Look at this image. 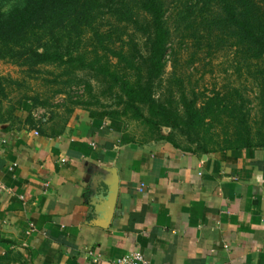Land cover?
Returning a JSON list of instances; mask_svg holds the SVG:
<instances>
[{
	"label": "crops",
	"instance_id": "obj_1",
	"mask_svg": "<svg viewBox=\"0 0 264 264\" xmlns=\"http://www.w3.org/2000/svg\"><path fill=\"white\" fill-rule=\"evenodd\" d=\"M0 182L1 264L135 250L151 264H264V145L138 141L84 106L52 131L21 112L0 123Z\"/></svg>",
	"mask_w": 264,
	"mask_h": 264
},
{
	"label": "rangeland",
	"instance_id": "obj_2",
	"mask_svg": "<svg viewBox=\"0 0 264 264\" xmlns=\"http://www.w3.org/2000/svg\"><path fill=\"white\" fill-rule=\"evenodd\" d=\"M14 1L0 0L4 8ZM217 1L165 0L170 37L158 92L174 104L183 94L196 96L199 106L204 101L213 103V113L200 107L191 128L152 126L118 103L120 83L133 78L119 52L130 59L132 44L136 41L142 47L143 37L132 24L106 13L98 14L92 26L80 28L81 35L74 37L77 52L87 60L100 61L93 68L82 67L79 61L34 65L24 57H0V123L13 122L24 112L39 128L44 125L53 131L64 123L72 108L84 106L119 119L126 134L138 141L168 136L183 148L200 151L264 144V60L246 63L236 47L229 43L221 47L208 34L202 36L214 22L216 11L221 10ZM107 67L116 73L115 78L103 74ZM220 102L221 108L217 106ZM227 102H233L232 110L222 108ZM180 112L184 115L181 107ZM225 115L234 124L227 133L215 127Z\"/></svg>",
	"mask_w": 264,
	"mask_h": 264
},
{
	"label": "trees",
	"instance_id": "obj_3",
	"mask_svg": "<svg viewBox=\"0 0 264 264\" xmlns=\"http://www.w3.org/2000/svg\"><path fill=\"white\" fill-rule=\"evenodd\" d=\"M216 3L221 10L216 11L214 22L202 36L208 34L221 47L227 43L236 47L246 63L264 60V0H220ZM11 5L4 8L0 2V57H24L34 65L79 61L82 67L93 68L100 61L87 60L77 52L74 37L81 35L80 28L92 26L98 14L106 13L117 21L132 24L143 37L142 47L136 41L132 44L130 59L119 52L126 70L133 76V80L127 78L120 83L119 104H124L134 117L157 127L191 128L193 115L201 108L214 112L212 101H204L199 106L196 96L183 94L178 104H174L158 92L170 37L165 24V0H16ZM102 72L116 77L109 67ZM232 104L227 102L222 108L232 110ZM100 115L111 117L106 113ZM224 117L226 119H220L215 127L227 133L234 124L230 116ZM162 137L171 141L168 136ZM249 146L253 145L248 143ZM203 151L208 150L204 148Z\"/></svg>",
	"mask_w": 264,
	"mask_h": 264
},
{
	"label": "built area",
	"instance_id": "obj_4",
	"mask_svg": "<svg viewBox=\"0 0 264 264\" xmlns=\"http://www.w3.org/2000/svg\"><path fill=\"white\" fill-rule=\"evenodd\" d=\"M0 187L4 188L1 182ZM116 262L118 264H151L150 260L141 250H135L129 254L118 257Z\"/></svg>",
	"mask_w": 264,
	"mask_h": 264
},
{
	"label": "water",
	"instance_id": "obj_5",
	"mask_svg": "<svg viewBox=\"0 0 264 264\" xmlns=\"http://www.w3.org/2000/svg\"><path fill=\"white\" fill-rule=\"evenodd\" d=\"M115 181L117 182V179H115ZM117 186V185H116Z\"/></svg>",
	"mask_w": 264,
	"mask_h": 264
}]
</instances>
